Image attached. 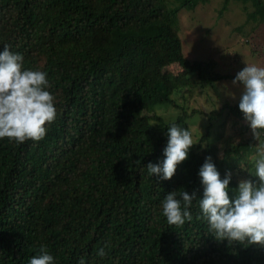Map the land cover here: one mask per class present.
Listing matches in <instances>:
<instances>
[{
  "label": "trees",
  "instance_id": "16d2710c",
  "mask_svg": "<svg viewBox=\"0 0 264 264\" xmlns=\"http://www.w3.org/2000/svg\"><path fill=\"white\" fill-rule=\"evenodd\" d=\"M199 1L0 0V115L9 126L0 123V203L10 189L19 197L7 226L0 214V264L40 251L46 264H264V150L255 145L264 88L251 97L263 64L249 58L264 0H236L246 48L216 51L224 67L182 54L178 17ZM195 76L221 92L186 142L190 117L176 126L157 113ZM72 86L74 100L62 93ZM22 102L60 112L36 120ZM140 127L145 154L118 159ZM164 168L172 178L150 209L126 211L118 197Z\"/></svg>",
  "mask_w": 264,
  "mask_h": 264
},
{
  "label": "clouds",
  "instance_id": "9594fccd",
  "mask_svg": "<svg viewBox=\"0 0 264 264\" xmlns=\"http://www.w3.org/2000/svg\"><path fill=\"white\" fill-rule=\"evenodd\" d=\"M231 0H221V2L223 4L229 2ZM203 1H199L197 2V5ZM238 2V1H237ZM240 5V2H238ZM196 8V7H195ZM222 8V7H221ZM195 10V9H194ZM183 11L180 12L178 20L180 23V27L181 30H179L178 35L179 38L181 40V47H182V38H181V31H182V23L180 20V15ZM188 13H194V11H186ZM192 26V25H190ZM182 54H183V50H182ZM183 56H185L183 54ZM195 60H200V59H194ZM204 61H207V59H202ZM214 62H218L217 65H219V67H224L225 62L218 59V61H214ZM263 69H264V64H263ZM195 75V71L193 70L192 72ZM262 78V84L261 87L259 88H253L252 89V96L251 97H257L258 95H261L262 89L264 88V75H260ZM194 82L193 84H187L183 87L181 93L182 95H185V93H188V95L186 96V98L184 100H179L178 98L175 100L176 101V105L172 106L171 104H168L165 107H172L174 109H183L185 106L188 107L190 101H191V93L194 91H197V93L203 94L206 93L209 98V108L207 110H203V109H198L195 108L194 106H190L188 111H181L179 112L172 120H167L163 115H160L159 113H157L160 116V119L163 122H173L175 121V123H170V124H175L177 126V119H181V117H192L195 113L199 114L200 116L203 117V119H205L206 113L209 112L210 110H212L214 108V105L217 103L213 100L214 96L216 95V93L221 92H215L213 91L211 84L210 85H205L203 84V79H197L196 76L194 77V79L191 81ZM254 86V85H253ZM198 88V90L196 89ZM62 93H66L68 95H70L72 97V99L74 100L77 96H78V90L76 88V86H72L70 88L65 89ZM264 102V101H263ZM23 104H25L28 108L29 111L26 112V116L29 113H33L35 114V119L36 120H41L40 117L43 116H53L58 114L59 108L56 110H51V111H42L39 108H36L34 105L32 107L31 103H27V102H22ZM261 107H264V104L261 102L260 103ZM257 120H259L258 117H256L254 119V121L252 122V124L254 122H256ZM0 123H2V125L4 126L5 129H8V123L7 121L0 115ZM190 126V131L192 132V135L187 136L183 133L179 134V138H181L182 140L186 141V142H195V134L196 132L192 131L191 125L189 123ZM143 127V126H142ZM142 127L139 128V130L136 133L135 136V145L133 148L123 152L118 159H122L131 163H137V161L145 154L146 151V146H147V142H148V136L144 135L142 132ZM198 129H200L201 131H198L199 133L202 132L201 127H199ZM163 138H162V142H161V147L159 149L158 155L157 157H161L164 154V148H165V140L167 135L166 134H162ZM260 142V143H259ZM255 145L257 147H260V151L264 150V140H257V142L255 143ZM152 177L149 178H139L137 181L134 182V184L131 186V188L127 191L126 195L124 197H118L122 199L126 200V211L128 212H132V211H146L149 208V205L152 201V196L153 194H155L157 192V189H159L161 187L162 184L165 183V181L170 180L172 178V176L170 175V170L169 168H164L163 170H155L152 173ZM235 187V186H234ZM17 194V190L16 189H10L8 191L5 192V195L3 197L2 202L0 203V214L4 213L5 214V225L7 226L9 220L11 219L13 213L17 210V204L19 202V197L16 195ZM233 196H238L239 194H232ZM167 194L165 195L164 199L162 200V202L165 200ZM263 207H264V202H263ZM261 219H264V217H260ZM151 228L152 230L154 229V223L155 220L152 218L151 221ZM12 264H20L19 260L14 261ZM25 264H46L45 263V251H40V252H33L31 253Z\"/></svg>",
  "mask_w": 264,
  "mask_h": 264
},
{
  "label": "rangeland",
  "instance_id": "374dc122",
  "mask_svg": "<svg viewBox=\"0 0 264 264\" xmlns=\"http://www.w3.org/2000/svg\"><path fill=\"white\" fill-rule=\"evenodd\" d=\"M240 10L242 11L236 0H231L225 4L221 0H205L196 6L194 13L182 10L183 12L180 15L183 26L181 38L182 50L185 57L191 61L194 59H213L214 61H218L219 56L216 55L213 58V54L227 45H235L240 49L246 48V43L242 45L241 41H243V37L249 30V24L241 19L243 12L239 13ZM212 16H216L221 24L215 26L214 21L211 20ZM250 48L255 49L253 52L256 57L249 56V58L254 62L264 64V27L257 35H253ZM256 72L264 75V69L262 72ZM196 89L198 90V88ZM187 95L188 93L182 95L181 92H177L171 97L184 100ZM191 97L190 106L203 110L209 108V96L206 93L200 94L197 91H193ZM167 105L168 103H164L162 105L164 107L160 108L158 112L167 120H172L181 111H188L190 107L188 105V107L185 106L183 109H174L170 106L165 107ZM200 120L205 124V119L197 113L189 118L188 121L191 124L193 132L201 131L196 124ZM230 192L236 194V188L233 187Z\"/></svg>",
  "mask_w": 264,
  "mask_h": 264
}]
</instances>
